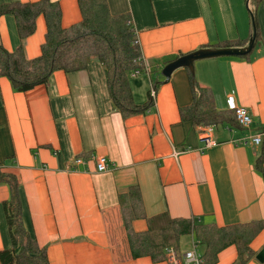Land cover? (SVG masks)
<instances>
[{"label": "crops", "instance_id": "1", "mask_svg": "<svg viewBox=\"0 0 264 264\" xmlns=\"http://www.w3.org/2000/svg\"><path fill=\"white\" fill-rule=\"evenodd\" d=\"M9 1L14 0L0 4ZM53 1L62 27L79 21L76 0ZM106 3L111 14L125 12L131 19L148 71L130 76L129 86L139 104L155 84L151 106L122 117L109 99L104 68L94 60L83 70L54 71L47 84L23 92L12 91L0 77V171L15 176L22 225L47 264H167L130 256L122 224L129 186L137 187L146 218L166 213L222 226L264 215V182L254 165L261 156L264 169V136L258 144L248 141L264 126V0L254 8L257 37L248 53L195 60L192 75L179 67L167 79L160 69L179 56L225 41L245 46L251 33L244 8L250 11L249 0ZM44 33L38 15L34 31L22 42L26 58L39 54ZM0 44L9 52L18 46L9 14L0 15ZM189 78L210 93L219 113L230 112L225 99L231 96L247 110L250 125H212L217 144L202 147L197 129L206 125H193L179 115L191 102ZM242 138L246 143L237 144ZM94 156H104L108 169L96 171ZM77 157L85 161L73 165ZM7 198L8 187L0 183V251L11 247L3 211ZM145 226L144 218L130 221L134 231ZM249 247L253 255L244 264H264L255 259L264 248V227ZM214 264H239L235 248L222 249Z\"/></svg>", "mask_w": 264, "mask_h": 264}, {"label": "trees", "instance_id": "2", "mask_svg": "<svg viewBox=\"0 0 264 264\" xmlns=\"http://www.w3.org/2000/svg\"><path fill=\"white\" fill-rule=\"evenodd\" d=\"M261 0H249L254 39L257 37L254 8ZM80 19L68 27L60 24V9L53 0L35 2L9 1L0 4V15L14 18L18 46L7 51L0 44V77H5L15 92H23L38 84H47L54 71L64 73L83 70L94 60L105 71L106 90L114 109L122 117L144 113L152 102L147 93L144 103H134L129 86L130 73L142 70L140 50L131 19L127 13L111 14L106 0H76ZM42 15L45 23L43 42L39 54L26 58L23 40L34 31V20ZM242 43V42H241ZM240 43L225 41L217 48L236 47ZM191 102L179 110L181 120L193 125L234 123L231 113L213 109L210 93L198 87L191 78ZM155 84L153 87L155 88ZM255 168L264 182L262 158L255 159ZM0 183L8 187V198L3 202L4 219L11 247L0 251V264H47L41 249L29 237L21 222L19 185L13 174L0 171ZM128 196V198H127ZM122 224L131 257L148 256L152 261L165 259L166 248L178 250L181 236L189 235L197 246L204 264H214L218 253L227 246L236 251V262L244 264L252 255L250 241L264 227L260 219L217 226L214 222H195L193 218H172L166 213L144 217L139 193L135 185L129 186ZM144 218L145 229L134 231L130 221Z\"/></svg>", "mask_w": 264, "mask_h": 264}, {"label": "built area", "instance_id": "3", "mask_svg": "<svg viewBox=\"0 0 264 264\" xmlns=\"http://www.w3.org/2000/svg\"><path fill=\"white\" fill-rule=\"evenodd\" d=\"M140 63L143 70L148 71V64L147 61L140 56ZM140 70L136 69L130 73V76H134L139 73ZM148 97L151 102H153L155 97V88L151 84L148 88ZM226 102V109L229 110L232 114L233 120L235 124L239 127L247 128L251 123V117L248 114L247 110L241 106L235 104L234 100L231 96H227L225 99ZM211 126L206 125L203 127H198L197 129V139L202 144V147H210L217 144V142L212 137L211 133ZM264 136V126L259 129L257 132L253 133L251 136L248 137V141L252 144H258L261 138ZM247 140L240 139L236 143L238 144H245ZM93 161L94 169L98 172L105 171L108 169V165L106 162V158L104 156H94L91 157ZM82 158L77 157L73 160V165L83 163ZM190 245L192 246V250H186L184 252H180L179 250H175L171 247L166 248V256L165 261L167 264H204L203 259L200 256V253L195 250L197 245L195 242L190 239Z\"/></svg>", "mask_w": 264, "mask_h": 264}, {"label": "water", "instance_id": "4", "mask_svg": "<svg viewBox=\"0 0 264 264\" xmlns=\"http://www.w3.org/2000/svg\"><path fill=\"white\" fill-rule=\"evenodd\" d=\"M254 27L251 24V33L247 39L246 45L242 47H226V48H200L194 50L188 54L179 56L162 66L159 71V74L167 79L170 73L179 67H185L189 70L192 75L193 70V61L205 59V58H213L218 56H241L248 53L254 42ZM255 259L258 261L264 260V248H261L256 254Z\"/></svg>", "mask_w": 264, "mask_h": 264}, {"label": "rangeland", "instance_id": "5", "mask_svg": "<svg viewBox=\"0 0 264 264\" xmlns=\"http://www.w3.org/2000/svg\"><path fill=\"white\" fill-rule=\"evenodd\" d=\"M249 6H250V4H249ZM244 8H245V11L247 12V14H249L248 10H247V7H244ZM153 74H154V71H150L149 75L153 76ZM157 75H159V74L157 73ZM179 248L181 249V250H179L180 252H184L186 250H192V246L190 245V237H189V235H184V236L180 237V239H179ZM199 249H200L199 246H197L195 248V250L198 251V252H199Z\"/></svg>", "mask_w": 264, "mask_h": 264}]
</instances>
